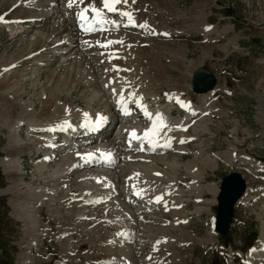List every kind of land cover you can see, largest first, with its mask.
Masks as SVG:
<instances>
[{"label": "rangeland", "instance_id": "rangeland-1", "mask_svg": "<svg viewBox=\"0 0 264 264\" xmlns=\"http://www.w3.org/2000/svg\"><path fill=\"white\" fill-rule=\"evenodd\" d=\"M144 2L148 3V7L145 6L142 9L141 21L145 23L150 21L158 28L159 25L161 27L165 25L174 29L179 36L171 43L150 39L157 48L159 47L158 56L157 54L153 56V53L150 52L154 47L149 39L141 40L148 42L146 47L139 48L140 42H131L138 45L137 50L141 55L136 64L137 72L142 73L140 80L141 82L147 81V83L143 82L140 85L143 84L144 88L147 86L152 93L157 92L159 89L168 90L169 87L186 91L191 72L196 66L202 64L201 62L205 56L203 64L215 75L217 85L214 93L198 95L201 98L209 95V97L215 99L210 101L213 104H208V101L205 103L204 112L200 117L202 124L200 127L197 125L194 129L193 126L186 127L185 134L193 137L182 144L188 150V153L182 155L174 152L168 156L159 154L161 157L155 158V160L157 159L156 166L165 173L176 172L177 169L181 168L183 174L191 178H200L205 171L203 180L208 182L206 184H211L225 175L227 168L222 158L230 163L229 161L233 160L231 158L232 151L241 152L243 150L249 155L254 154L256 158H263L261 160H264V0H145ZM15 8L13 1L4 2L0 7V15L12 13ZM175 9L181 13H177ZM10 17H13V14ZM206 22L211 23L212 28L208 32H202L200 26ZM46 26L37 27V29ZM199 33L206 35V42L201 41ZM19 38L22 39L20 36L17 39L16 37L12 38L9 30L0 27V53L2 51L4 53L2 54L3 61L13 58L14 51H18L16 48L20 47L21 42L18 40ZM38 44L40 42L33 43L28 48L30 50L34 49ZM38 50V48L34 49V51ZM24 57L27 58L15 64L13 69L21 77L17 84L23 86L26 90L24 99L29 102L31 100L37 109H41L45 98L44 94H42L43 98H37L34 95L35 90H39L40 84L48 85L50 88L58 75L61 76L55 87L58 97L66 102L77 103L79 106L90 105L96 110L103 109L102 102L100 103L97 99L98 88L94 85V77L98 78L100 74L91 71L89 66L92 67L93 63L89 58L81 60L79 66H75L76 68L72 73L75 74L76 72L75 78L68 79L67 71L64 74L55 71V75L49 81V78H44L47 71L52 69L61 70L59 66H56L57 61L49 67L45 65L46 68L33 69L30 65L34 59L33 61L29 59L30 53ZM168 58H170L169 62L167 61ZM20 59L22 57L18 60ZM40 60L48 62L47 57L40 58ZM76 63H73V65ZM28 65L29 68L26 67ZM144 67H146L145 70ZM87 74L89 77H85ZM83 77L85 78L81 80L80 78ZM85 79H88L90 83L87 85L82 84ZM33 85L34 89L32 88ZM165 86H168V88L166 89ZM222 88L226 93L221 92ZM133 91L139 94L150 93V90L146 92V89H134ZM187 92L193 101L192 103L199 104L197 96L191 94L188 89ZM173 96L177 100V96L175 94ZM146 100L149 101V99ZM199 128L201 130H198ZM5 132V129L0 128V156L3 154L1 147L6 143ZM17 132L18 136L22 137L21 139L26 137L24 126L19 128ZM171 135L173 137L179 136L177 131L172 132ZM238 154L236 153L234 158H237ZM34 156L36 155L33 153L22 155L24 182L17 186L14 184L16 180L10 179L0 168V191L11 186V189H4L3 194H0V264H15L14 253L17 246L25 242H27V248L24 251V259L30 258L31 256L27 252L28 243L34 240L35 231L36 240L40 239L41 246L37 247L39 243L37 242L34 255L31 257V263L29 264H55V260H59V264H89L99 260V240L102 234L100 232L99 217L104 214L105 208L98 204V201H95L93 207L90 208L92 216L88 220L87 213L89 210L86 208L85 195H90L95 199L105 198L102 191L108 182H92L89 180L85 183L80 182L77 186H72L68 189V192L55 190L48 193L45 190L42 194L33 193L31 195L25 184L34 182L35 160H38L41 155ZM54 163L51 162L45 165L44 169L40 170L41 174L48 175L55 167ZM165 163L170 164V166ZM240 166L242 168L236 169L243 173L246 171L248 185L246 190L248 191L247 193L245 191L246 194L234 211L237 218L244 223L247 221V226L242 229L241 244L238 245L239 243L235 242V250H243L245 243H252L253 238L261 235V232L264 234V181H261L264 174H248L247 165ZM154 169L152 162L140 166V170L146 171L147 174ZM109 173L103 176H107L106 180L110 177L112 179L110 181L115 184L113 181L115 175L112 172ZM116 179L119 181V176ZM88 183L90 184L89 187ZM206 184H203V187L207 191ZM89 188L91 193L86 191ZM105 192L114 195L112 189H107ZM198 192L196 191L194 198H197ZM207 192L209 193V191ZM190 194L188 193V197ZM204 196L208 197V194L205 193ZM211 198L212 194L206 200ZM24 200L33 202L34 212L40 218L37 229L35 226L31 227L29 225L27 227L24 225V221L23 223L22 220L16 217L19 214L20 203H23ZM206 200L203 201L202 206L208 202ZM117 205L119 206V202H114L109 207L110 212L108 209L107 213L109 216L119 218V215H123L120 206V210L117 211ZM161 229L165 228L162 226H146L142 230V236L146 235V239L149 240ZM172 229H170V232L176 234L177 229ZM247 234L251 235L248 241L245 242ZM170 237L174 239L173 242L169 240L167 243L159 244L157 248L163 250V252L170 251L168 246L176 244L177 235H170ZM29 238L30 241L28 242ZM146 239L143 240L142 238L140 243L135 244V247H133L135 251H133L131 259L134 258L138 262L144 261L145 255L137 257L136 252L139 248L141 249L140 244H143ZM123 255L127 256L128 254L123 252Z\"/></svg>", "mask_w": 264, "mask_h": 264}, {"label": "bare ground", "instance_id": "bare-ground-1", "mask_svg": "<svg viewBox=\"0 0 264 264\" xmlns=\"http://www.w3.org/2000/svg\"><path fill=\"white\" fill-rule=\"evenodd\" d=\"M7 1H13L14 7H16L12 12L13 14V19L11 20L12 25L8 26L9 33L12 38L16 37L17 39V37L20 36L22 39L20 38L18 39L19 41H21L19 44L20 47L16 48V50L18 49V51L16 52L14 51V54L12 56L13 58L8 57L10 60L6 59L5 61H3L2 54L4 53L3 51L0 53V128L5 129L6 131L5 132L6 143L1 147V151L3 152V154L0 156V168L2 172L5 175H7L10 179L16 180V182L14 183L16 186L18 184L23 183L24 171L21 163L22 155L24 154L31 155L33 151L34 152L40 151L42 153V158L41 159L38 158L39 160L36 161L37 167L34 174L35 178L32 177L35 180L34 182L32 181L31 184L28 183L25 184L26 189H28V192L31 195L33 193L42 194L45 192V190H47L48 193L54 192L55 190L58 191L62 190L68 192V189L72 188V186H77L81 181L82 183L88 182L89 180H91L92 182H98V181L107 182L106 180L107 176L104 177L103 175L109 172H101L100 170L108 171L110 170V165L105 162H102V156L99 153V151L101 149L107 148L104 151L114 152V147H110V145H116V137H112L109 139L108 135L110 133L107 134V136H105L104 139L89 141L88 143L83 145V146L87 145L84 148L78 146V144H74L76 148L75 149L70 148L71 155L67 153L65 155L58 156L59 160L55 161V163L53 161L55 167L54 168L52 167L53 169L51 170V172L48 175L41 174L40 170L44 169L43 167H45V163L47 161H51L50 160L51 150H53L54 148L59 149V146L62 145L60 143L54 144V141L52 140L54 136L53 134L54 130L50 131L49 129H55L56 125L58 128L66 129L65 139L67 140L68 145H72V141L75 140L74 138L72 140V137L74 135L78 136L77 132H80L78 128L81 126L83 127L87 135L90 136L95 134H96L95 136H97L100 135V133H102L103 131H105L106 129L105 126H107L106 124H108L107 122L105 123L106 114L103 113L101 109H97V110L93 109L90 105L80 107L77 103L66 102L62 100L60 97H58V95L56 94L57 92L55 91V87L56 84L61 79V76L59 75L57 76L56 81L54 82L53 85H51L50 88L48 87V85L40 84L39 90H35L34 95L37 98L42 97V94H44L43 96L45 98V102L42 104L41 109L40 108L37 109L35 107V104L31 100L29 102L28 100L24 99V94L26 90L23 86L17 84L18 81L21 79V77L17 73V71L13 68L15 64L19 63L23 59H26L27 57L24 56H26L28 53H30L31 56V54L33 53L31 51H34V49L43 46L39 50H44V51L39 52L38 55L36 56L34 55L33 57L34 61L30 65L31 68L33 69H40L43 67L46 68L47 66L45 65H49L52 62L57 61L56 66H59L61 70L59 71L57 69H52L50 71H47L44 78L47 77V79L49 78L50 81V78L55 75V71L58 72L59 74L60 73L64 74V72L67 71L68 79L71 77L75 78L76 72L75 74H72L73 70L76 68L75 66H79L81 60L88 58L87 52L81 51L80 48L84 46L101 48L102 46L105 45L107 38L112 35V31L106 28L104 32L93 30V32L89 34H79L78 43L74 44L75 31L71 27L73 21L69 18L66 19V17L62 15L63 11H61L59 8H52L51 10L47 11L48 3L50 4L49 7L59 4L60 6L63 5L64 8H69L68 0H0V7L4 4V2ZM95 1L96 0H88V3L94 4ZM29 12H35V14H28ZM31 16H45L47 22H49L48 27L37 29V27H39V24L37 21H33L30 23V25L36 28H34V31H32L24 27L25 23H17L18 18L31 17ZM0 17H2V19H0V27L2 28L1 21L5 20V15L4 14L0 15ZM28 20L29 19L27 18L24 21H28ZM77 29L80 30V27H77ZM143 32L145 36H150V34H152L149 31L148 32L143 31ZM23 36H25L26 38L25 37L23 38ZM66 40H68L69 42H65ZM108 41H115V40L113 37H111L108 38ZM133 41H137V36L133 34H129L128 36L124 37V41L121 45L118 43H111V46H109L108 48H116L118 51L117 55L121 56L120 62L122 63V65H126L127 67H133L135 70V74H137L138 72H137L136 64L138 63V60L141 58V55L138 53L137 50L138 45H134L131 43ZM37 42H40V44H38L37 46L34 45L35 46L34 49L30 50V48H28L33 43H37ZM70 55H72L71 59L68 58L70 57ZM21 57L22 59L18 60ZM43 57H47L48 62H43L41 65L38 62H40L41 61L40 58L43 59ZM50 59L52 61H50ZM75 62L77 63L73 65V63ZM26 67L29 68V65ZM107 67L108 65H105V68ZM89 68L91 69V66H89ZM145 69L146 67H144V70ZM109 72L110 71L106 70V72H104V76H98V78L94 77V85L96 88H98L97 99L100 103L102 102L101 104L103 109H107L109 107L108 101L110 99H113L115 110L116 111L119 110L121 116L124 117L129 116L130 114H126V112L130 113L128 103H135L137 105H140L141 104L140 98L138 97L136 98L128 95V89H130V87H128L124 83L127 80L120 81L116 77H113L111 78L112 82L108 83L107 79L110 78L108 74ZM144 73L146 74V72ZM87 76L88 74L85 77ZM85 77L80 79L82 80ZM137 82L139 84L143 82L147 83V81L141 82V80H138ZM89 83L90 81L88 79L82 81V84L84 85H87ZM32 88L34 89V85ZM108 89L111 90L113 96L105 94V91ZM113 89H115V92L113 91ZM144 89H146V92L150 90L147 86ZM121 95H123L127 100L126 104L117 103L118 100H120ZM181 98L182 97L179 98L177 97V99H181ZM137 100L140 101V104L137 103ZM184 104L187 105L186 115H192L195 117L197 115L196 108L191 107V104L188 101H185ZM166 109L167 107L163 110V113L160 114L163 117L162 123L164 125H167L170 122V119L168 118L170 116L169 115L167 116L166 115L167 112H165L167 111ZM141 111H142V115H144L147 118V116L145 115V111L144 110ZM85 113L88 114L87 117H85L84 115ZM97 114H101V117L104 118L101 120L99 125H97L95 118ZM149 121H152V123L154 124L156 122V116L153 119H149ZM176 121L178 122L180 120H176ZM22 124H24V134L26 135V137H24L23 139H21L22 137L20 138L18 136V132H17L18 127ZM63 124L66 126H64ZM183 125L184 122L182 120L178 128H181ZM130 127L132 129L128 128L126 130L127 137L129 138L127 144L131 145L133 143V144H139L141 147H147L150 144L148 139H131L130 134L133 130H135L137 136L143 137L145 131L152 128V126L149 125L143 130H140L137 126L134 125H131ZM26 128L29 129V131H27ZM85 128L87 130H85ZM165 128L166 126L161 128L160 132ZM31 131H36L37 134L35 135ZM160 142L161 141H157L154 138L155 145H151L153 149L149 150L148 153L162 154L164 153V151L167 150L166 148L170 147V146L168 147L165 146L166 144H169V142L166 140L165 143L161 146L163 148H158L159 147L158 143ZM62 148L64 150V147ZM115 152L118 159L122 158L123 160H127L130 159L131 157L133 158L136 156V152L133 150L120 152L116 148ZM88 153L94 154L91 159L87 158L86 154ZM244 161H246L248 164H254L257 168L259 167L264 169V165L256 164L255 160L247 157V155L244 153L238 154L237 158H233L232 161L231 160L229 161L230 162L229 164H233V163L239 164L240 162L244 163ZM173 162L175 163V161ZM166 165L170 166V164H166ZM112 173L114 174L115 172ZM108 179L112 180L110 177H108ZM205 186L208 187L207 191H209V193L212 194V198L206 201H208L207 202L208 205L214 204L217 187L213 186L212 184H206ZM4 189L6 190L11 189V186H8L7 188ZM4 189L0 191V194H3ZM149 198L150 195L141 189L139 195L138 194L135 195L134 200L138 204L141 203L144 204L149 201ZM203 201L204 200H201L200 202L203 203ZM207 203H205L203 206L207 205ZM20 204L21 206L19 209V214L16 215V217L22 220V222L24 221L25 222L24 225H26L27 227L29 225L31 227L35 226L37 222L36 221L37 216L34 212L33 202H29V200L28 201L24 200L23 203L21 202ZM203 206L200 205V207L204 208ZM118 210H120V207L117 205V211ZM153 212L156 211L154 210ZM137 243L138 241L134 240L131 245H129L128 247H124L123 249L124 254H128L127 257L130 260L133 251H135L133 247H135V244ZM261 244L262 242L258 238V240L255 242V245L253 246L254 248L251 251H256L257 250L256 247ZM261 252L262 253H259L260 256L264 257V250L261 249ZM252 256L255 259L258 256V254L255 253ZM24 260H27L26 262H30L29 257ZM141 260H143V258H141Z\"/></svg>", "mask_w": 264, "mask_h": 264}, {"label": "snow or ice", "instance_id": "snow-or-ice-1", "mask_svg": "<svg viewBox=\"0 0 264 264\" xmlns=\"http://www.w3.org/2000/svg\"><path fill=\"white\" fill-rule=\"evenodd\" d=\"M77 0H68V7L71 8L73 6L74 3H76ZM80 3H83V0H79ZM128 2V0H102V5L103 8L97 7L95 4H89L87 7L82 8V10L77 14L79 20L81 21V27L84 28L85 31H93L95 30V24L99 23L101 25L108 23L109 21L106 20V18L104 17V9H107L108 12H119V14L121 16L127 17L129 24H135V20L132 16V13L129 11H120L117 8V5H120L121 3L126 4ZM89 9H91V11L95 14V20L91 23H89V16H88V12ZM0 19H2V17H0ZM111 23H115V21H111ZM140 27H146V24H141L139 25ZM165 35H167V33H165ZM99 43V42H98ZM111 43H122V41H108V44ZM105 47L107 45H104ZM113 91L115 92V89H113ZM130 95H135L130 94ZM142 99V98H141ZM118 104H126L127 100L125 99V97L123 95H121L120 100H118L117 102ZM137 103L140 104V101L137 100ZM140 106L142 108L145 109V115L146 116H151L150 113L147 112L146 110V106L140 104ZM126 114H130L128 112H126ZM85 117L88 116L87 113L84 114ZM104 119L103 117H98L96 120L97 125H99V123L101 122V120ZM163 121V117L160 114H156V122L153 124V127L146 130L145 133L143 134V137L137 136L135 133V130H133L130 134L131 139H148L149 142H152V140L155 138V136H157L160 132V129L165 127L166 125H164L162 123ZM67 123V122H65ZM62 127V126H61ZM50 131L55 130V129H49ZM184 141L181 140V143H183ZM166 147L170 146V144H166ZM142 150V149H141ZM93 153H88L86 154L88 159H91L93 157ZM110 153L107 154V156L110 157ZM157 175H159V173H157ZM139 195V193H137ZM161 199V197H157L156 200L157 202H159Z\"/></svg>", "mask_w": 264, "mask_h": 264}, {"label": "water", "instance_id": "water-1", "mask_svg": "<svg viewBox=\"0 0 264 264\" xmlns=\"http://www.w3.org/2000/svg\"><path fill=\"white\" fill-rule=\"evenodd\" d=\"M191 84L192 89L196 92L206 91L213 86L214 79L206 70L199 68L193 72ZM242 188L243 183L236 173H230L222 179L217 195V220L215 224L217 231L226 232L232 203L240 195Z\"/></svg>", "mask_w": 264, "mask_h": 264}]
</instances>
